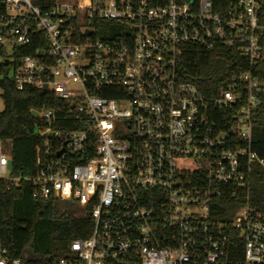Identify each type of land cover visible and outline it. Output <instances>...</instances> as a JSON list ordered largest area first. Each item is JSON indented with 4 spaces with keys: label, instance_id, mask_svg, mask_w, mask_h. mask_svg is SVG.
Listing matches in <instances>:
<instances>
[{
    "label": "built area",
    "instance_id": "built-area-1",
    "mask_svg": "<svg viewBox=\"0 0 264 264\" xmlns=\"http://www.w3.org/2000/svg\"><path fill=\"white\" fill-rule=\"evenodd\" d=\"M219 6L4 0L0 65L16 90L46 85L55 104L32 111L34 175H12L0 154V179L30 182L33 199L67 202L94 224L58 264H264V212L251 202L254 166L264 167L252 149L264 0ZM31 45L33 54L16 58ZM187 46L236 48L250 70L209 102L178 79ZM0 264L22 261L0 245Z\"/></svg>",
    "mask_w": 264,
    "mask_h": 264
},
{
    "label": "trees",
    "instance_id": "trees-1",
    "mask_svg": "<svg viewBox=\"0 0 264 264\" xmlns=\"http://www.w3.org/2000/svg\"><path fill=\"white\" fill-rule=\"evenodd\" d=\"M211 1L220 10V3L226 0ZM3 4L4 0H0V16L6 12ZM104 24L113 25L112 22ZM36 48L35 45L21 48L16 58L33 54ZM3 57L8 59L6 55ZM249 70V63L236 48L218 47L208 52L187 46L179 58L178 79L198 88L211 102L220 97L221 89L232 77ZM9 71V66L0 65L4 101V110L0 113V144L5 149L11 144L8 156L13 163L12 175L31 177L36 170V149L41 144L37 134L39 120L32 116V111L54 107L55 98L51 92L40 89L16 90L8 77ZM252 71L264 82V61ZM252 149L264 160V96L253 128ZM32 192L30 182L12 186L0 179L1 248L9 259H20L22 264H58L74 241L91 236L93 221L76 206L63 209L58 202L33 199ZM251 202L264 212V167L259 165L254 166L251 178ZM77 209L82 215H78Z\"/></svg>",
    "mask_w": 264,
    "mask_h": 264
},
{
    "label": "rangeland",
    "instance_id": "rangeland-1",
    "mask_svg": "<svg viewBox=\"0 0 264 264\" xmlns=\"http://www.w3.org/2000/svg\"><path fill=\"white\" fill-rule=\"evenodd\" d=\"M59 1H64V0H59ZM2 91L0 90V113L3 112L4 110V101H3V96H2ZM44 112V111H43ZM43 118V115L40 117V119ZM0 147L2 148V151L0 152V154H5L6 156H8L9 152H10V149H11V144H8L7 148L5 149L4 146H2L0 144ZM1 178V177H0ZM59 206H61L63 209H67L69 208L70 204L67 203V202H58L57 203ZM78 213V215H82L81 214V211L77 209L76 211Z\"/></svg>",
    "mask_w": 264,
    "mask_h": 264
},
{
    "label": "water",
    "instance_id": "water-1",
    "mask_svg": "<svg viewBox=\"0 0 264 264\" xmlns=\"http://www.w3.org/2000/svg\"><path fill=\"white\" fill-rule=\"evenodd\" d=\"M3 5H4V4H3ZM88 34H90V32H88ZM47 90H48V88H47V86L45 85L44 88H43V91H47ZM32 116H33V117H38V113H36V112H32ZM12 167H13V163H12V161H9V163H8V170H11Z\"/></svg>",
    "mask_w": 264,
    "mask_h": 264
}]
</instances>
